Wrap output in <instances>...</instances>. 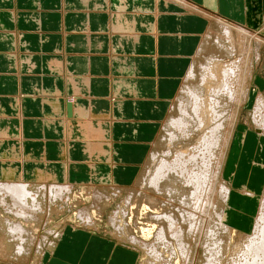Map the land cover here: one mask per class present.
Returning a JSON list of instances; mask_svg holds the SVG:
<instances>
[{"label":"crops","instance_id":"obj_1","mask_svg":"<svg viewBox=\"0 0 264 264\" xmlns=\"http://www.w3.org/2000/svg\"><path fill=\"white\" fill-rule=\"evenodd\" d=\"M168 1L0 0L1 182L136 181L208 25ZM183 2L264 38V0ZM240 134L224 178L255 188L241 166H255L259 141ZM72 227L45 264H136L130 248Z\"/></svg>","mask_w":264,"mask_h":264},{"label":"bare ground","instance_id":"obj_2","mask_svg":"<svg viewBox=\"0 0 264 264\" xmlns=\"http://www.w3.org/2000/svg\"><path fill=\"white\" fill-rule=\"evenodd\" d=\"M211 21L215 22L219 30L215 45L212 44L215 50L204 63L197 68L194 66L193 59L202 46L204 32L180 80L186 83L179 89L182 91L176 105L179 115L171 116L168 120V141L171 144L177 140L174 153L168 147V153L171 154L169 158L168 155L164 156L166 154L159 158L152 154L155 158L154 166L143 183L139 184L140 189H136V192L130 190L121 205L107 218L113 231L110 235L114 238H111L120 243L123 242L122 239L126 240L123 243L129 245L131 250H142L151 264H168L165 261L178 264V259L179 264H198L200 250V264H264V96L257 93L251 100L249 92L254 71L253 58L254 54L257 58L259 41L247 36L243 29H240L241 32L235 31L220 18ZM171 102L168 103L167 113L171 109ZM247 104L251 107L250 122L258 130L255 139L259 141L258 149L263 156V185L260 194L257 193L258 187L252 188L244 183L228 185L224 181L225 168L226 175L230 169V153L238 116L242 107ZM186 105L191 107L193 115L190 116ZM84 151L87 153L86 149ZM4 172H9L3 175L4 179L12 177L11 170ZM74 185H30L10 180L0 181V232L15 244V257L24 253L23 244L29 241L31 243L36 237L34 227L37 228L45 216L47 205L49 211L57 202L61 206L67 205L73 195ZM110 188L111 193L108 194L95 188L91 206L76 210L72 224L98 232L91 210L101 216L102 208L109 205L113 198L120 196V191L127 190L111 184ZM232 189L242 198L257 204L248 233H240L238 223L229 221L234 210L231 204L234 194ZM102 190L109 192L107 189ZM149 190L151 195L147 194ZM178 192L184 193L182 199H175ZM133 193H138L140 197L136 198ZM137 199L146 202L153 209L146 224L136 228L145 237L151 235L149 241L134 237L126 231L128 207ZM47 214L49 217L48 212ZM48 233L56 238L50 245L52 248L61 232L50 230ZM186 239L193 240L196 248L190 249L192 243L187 245ZM42 240L44 244L40 248L46 250L49 246L48 238L44 236ZM225 252L227 256L223 258Z\"/></svg>","mask_w":264,"mask_h":264},{"label":"rangeland","instance_id":"obj_3","mask_svg":"<svg viewBox=\"0 0 264 264\" xmlns=\"http://www.w3.org/2000/svg\"><path fill=\"white\" fill-rule=\"evenodd\" d=\"M176 1H175L176 3L180 2L182 4H180V3L176 4L175 2H173V3L182 7V9H184L187 13L188 12L192 13V14L195 13V14L202 16L203 18L206 17L205 19H207V21H208V25H207V28L205 31L206 33L202 35L203 36V42L201 44L202 46H201L200 50H198L196 56L193 59V64L197 68V66L199 64L204 63L205 59L208 56H210L212 51L215 50L213 46L215 45L214 44L215 43V37L219 34V30L217 29V25L215 24V22H212L211 20L217 19L218 17H216L213 14H208V13L204 12L203 10L197 8L196 6H193V5H190L187 3L186 4L184 3L185 4L184 5L183 2H181L180 0H176ZM222 21L224 23L228 24L229 26H231V28L234 29L235 31L238 30L237 32H241L240 29H243L247 36H250V38H252L254 41H257V42L259 41V43H258L259 48L257 50V52H258L257 58H256V54H254V58H253L254 71H253L252 80L249 84V92L251 93L252 96L254 94L256 96L257 93H261L264 96V38L260 34H258V32L256 33V32L250 31V30L242 27L241 25H238V24L233 23V22H227L224 20H222ZM235 33L236 32H234V34ZM212 44H214V45H212ZM185 83L186 82L183 80H182V82H180L179 87H178V89L174 95V98L171 100L172 102L170 101L171 102V107H170L171 109H169V112L166 114L165 118L159 124L156 138L150 144L147 156L145 158V161L143 162V164L140 167L139 175H138L136 181L132 183V186L124 187L127 190L120 191V193H121L120 196L116 197V199L113 198L114 201L112 200L109 205L103 207L102 208L103 211H102L101 216H99L97 213H95L93 210H91L93 213V215L92 214L91 215L95 217V218L93 217L94 219H96V226L98 228L97 229L98 232L97 231L94 232L93 229H91L93 231V232H91L89 230H86V229L79 227L78 225L76 226L74 223L72 224V222L74 220V213L78 209L91 206L92 198H93L92 192L95 188H97V190H100L101 192L103 191L104 193L108 194V193H111L110 192V190H111L110 184L111 185H115V184H113L107 180H97V181L90 180L89 183H87V182L76 183L74 185L75 188H73V190H72L74 196L73 195L71 196L67 205L61 206V204L59 202H57V204L55 206H52L50 211L48 210L49 208L47 205V212L49 213V217H48V214L46 212L45 216L42 217V219H44V220L41 219L39 226L37 228L34 227L35 231H33V232L36 235V237H34V240L31 241V243H29L30 242L29 241L28 243H25L22 245L23 248L25 249V251L20 256H16L17 258L14 255L15 250H16L15 244L12 243L10 239H7L6 236H2V234L0 232V236H2L1 240H0V264H45L44 263L45 256L46 255L48 256V251H50L47 249H51L50 245L52 243H54V239H56L54 237V235L49 234L48 231L51 230L52 232L54 231L56 233L59 231V233H60L61 228L63 226H65L66 224L74 226V228H76V229H80L83 231H89L93 234L105 236V237H108L110 239L114 238V237H112V235H110V233L113 231L110 228V226L108 225L107 218L111 215V213L114 210H116L117 206L121 205L122 201L124 200V198H126V195L129 194L128 192H130V190L136 192V189L137 190L140 189L139 184L143 183L144 179L148 175L149 170L153 168L155 158H159V156L164 155V154H166L164 156L168 155L167 158H169L171 156V154L168 153V147L174 153V148H175V146H177L176 145L177 140L172 141L171 144L168 141L169 140V137H168V135H169L168 120L170 119L171 116L177 117L179 115V111H178L176 105L178 104V101H177L178 97L182 94V91L181 90L179 91V89H180V87H183V85H185ZM186 109H188L190 111L189 112L190 116L193 115L191 107H188V105H186ZM250 109H251V107H249L248 104L244 105L242 107V110H241L242 112H240V114L238 116V121H237L235 133L236 132L241 133V134L244 133V134H247L248 137H254V135L258 134V130H256L254 128V125L250 122L251 121V119L249 117ZM175 110H176V112H175ZM234 130H235V128H234ZM222 133L224 134L225 131ZM168 144H170V146H168ZM245 145H247L249 148V145L247 143L244 144L243 147ZM250 149L254 152V158L255 159L252 160V162L255 164V166L252 167L248 163V165L244 164L243 166H241V169L244 172L249 173V176H253L250 178L249 183H254L255 186L259 188L257 190V193L260 194V190L262 191L261 186L263 185V169H262V162H261L262 159L259 160V158H260V155L262 153L260 152L259 149L257 152V148H255V145H253ZM152 154L155 155V158H153ZM94 164H95L94 162L86 164L88 171L95 172ZM255 170H257L258 177H256L253 174V171H255ZM224 181L228 185H230L226 181L225 178H224ZM24 183H29L30 185L44 184V183H34V182H28V181H25ZM48 184H57V183L51 182ZM120 187H123V186H120ZM132 188H133V190H132ZM102 189H107V190H109V192H107L106 190H102ZM149 191H147V194L151 195L152 192L151 191L149 192ZM137 194L138 193H133V195L136 196V198H139L140 196ZM235 194H233L232 200H231V204H232V207L235 210V212H234V210H232L233 215H231V218L229 219V221H230V223H231V221H235L238 223V227H239L238 229H239L240 233H243V232L248 233L249 228L252 225L251 224L252 215H253V212L255 210V206L257 204L255 201H250L248 199H244L240 195H235ZM183 196H184V193L178 192L175 196V199H178V198L182 199ZM46 203H47V200H46ZM247 203L249 204V206ZM128 210H129V213H127V215H126L127 221L125 222L126 225L128 224L127 225L128 227L126 226L127 233H132V235L134 237H137L141 240H145V241L151 240V235L145 237V236L141 235L139 230L136 228L138 226L146 224V220L149 218V215H150L149 213L153 212V209L149 208V205L146 204V202L142 201L141 199H139V200L137 199V201H134V202H132L131 205H129ZM46 217L49 219H46ZM232 218H233V220H232ZM44 236L48 238V242H49V244H48L49 246L46 248V250L43 247H42L43 249L40 248V246L44 244V241L42 240ZM122 240H123V242L126 243V240H124V239H122ZM188 240L189 239L185 240V242L187 241L186 244L190 245L192 243L189 247H190V249H195L196 246H195L194 241L189 240L190 241V243H189ZM114 241L117 244L122 245L123 247H129V245H127V244L125 245L123 242L120 243L116 240H114ZM29 246H31V247H29ZM43 250H44V252H43ZM132 250H133V252H136V254L138 256L136 264H151L149 262V259H147V257L146 258L144 257L145 255L143 254L142 250H139V249L138 250L132 249ZM49 254H51V253H49ZM223 256H224L223 258H226L227 253L225 252V254ZM197 259L199 260L198 264H200V259L202 260V250H200L199 257ZM177 261L179 264L180 259H178ZM165 262H167L168 264L170 263V261H165ZM174 262L176 263V260ZM170 264H174V263L171 262Z\"/></svg>","mask_w":264,"mask_h":264},{"label":"water","instance_id":"obj_4","mask_svg":"<svg viewBox=\"0 0 264 264\" xmlns=\"http://www.w3.org/2000/svg\"><path fill=\"white\" fill-rule=\"evenodd\" d=\"M68 111H70V106H68Z\"/></svg>","mask_w":264,"mask_h":264}]
</instances>
